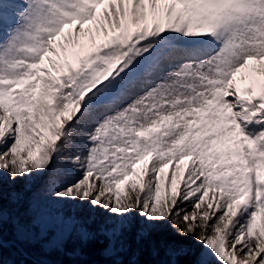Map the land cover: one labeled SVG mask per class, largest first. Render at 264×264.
Segmentation results:
<instances>
[{"label":"snow or ice","instance_id":"1","mask_svg":"<svg viewBox=\"0 0 264 264\" xmlns=\"http://www.w3.org/2000/svg\"><path fill=\"white\" fill-rule=\"evenodd\" d=\"M6 196L33 264H264V0H0V262Z\"/></svg>","mask_w":264,"mask_h":264},{"label":"rangeland","instance_id":"2","mask_svg":"<svg viewBox=\"0 0 264 264\" xmlns=\"http://www.w3.org/2000/svg\"><path fill=\"white\" fill-rule=\"evenodd\" d=\"M89 25H85L88 28ZM183 163L187 164L188 161ZM39 181L33 184L34 189H38ZM7 191V190H6ZM211 196V193H210ZM22 203L10 202L7 196L3 202V234L11 231L17 239V227L23 225L27 230L29 242L41 250L44 244H54L63 230V224L57 214V210L46 203L36 201H26L23 203L28 212L19 211ZM82 216L91 215L95 217L97 223L103 222L106 218L102 210L95 213H80ZM55 233V235H52Z\"/></svg>","mask_w":264,"mask_h":264},{"label":"trees","instance_id":"3","mask_svg":"<svg viewBox=\"0 0 264 264\" xmlns=\"http://www.w3.org/2000/svg\"><path fill=\"white\" fill-rule=\"evenodd\" d=\"M5 190H7V185H5ZM19 211H26L27 207L21 204ZM170 229L167 227L163 228L158 233L159 239L169 238ZM3 239L8 244H4V260L0 264H33V261L38 258L40 254V249L35 245L25 244L21 245L16 237L12 234L11 231H7L6 234H3Z\"/></svg>","mask_w":264,"mask_h":264}]
</instances>
